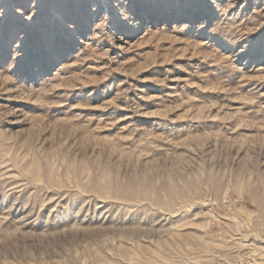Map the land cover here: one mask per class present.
I'll use <instances>...</instances> for the list:
<instances>
[{"label": "rangeland", "instance_id": "1", "mask_svg": "<svg viewBox=\"0 0 264 264\" xmlns=\"http://www.w3.org/2000/svg\"><path fill=\"white\" fill-rule=\"evenodd\" d=\"M0 264H264V0H0Z\"/></svg>", "mask_w": 264, "mask_h": 264}]
</instances>
